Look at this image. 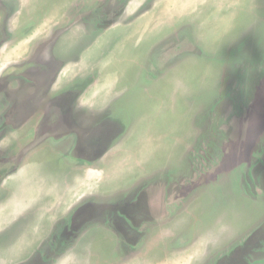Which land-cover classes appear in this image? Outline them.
<instances>
[{"label":"rangeland","instance_id":"1","mask_svg":"<svg viewBox=\"0 0 264 264\" xmlns=\"http://www.w3.org/2000/svg\"><path fill=\"white\" fill-rule=\"evenodd\" d=\"M181 1L0 0V264H264V0Z\"/></svg>","mask_w":264,"mask_h":264},{"label":"crops","instance_id":"2","mask_svg":"<svg viewBox=\"0 0 264 264\" xmlns=\"http://www.w3.org/2000/svg\"><path fill=\"white\" fill-rule=\"evenodd\" d=\"M176 4H181L183 6V3L181 0H178V2ZM176 4H175V6H177ZM167 6H169V5H167ZM183 9H185V6H183Z\"/></svg>","mask_w":264,"mask_h":264}]
</instances>
